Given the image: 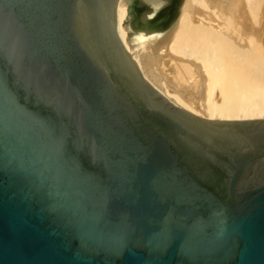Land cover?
<instances>
[{
    "label": "water",
    "instance_id": "95a60500",
    "mask_svg": "<svg viewBox=\"0 0 264 264\" xmlns=\"http://www.w3.org/2000/svg\"><path fill=\"white\" fill-rule=\"evenodd\" d=\"M117 2L0 0V264H264V119L167 100Z\"/></svg>",
    "mask_w": 264,
    "mask_h": 264
},
{
    "label": "bare ground",
    "instance_id": "6f19581e",
    "mask_svg": "<svg viewBox=\"0 0 264 264\" xmlns=\"http://www.w3.org/2000/svg\"><path fill=\"white\" fill-rule=\"evenodd\" d=\"M116 21L143 76L175 106L215 121L264 119V0H118Z\"/></svg>",
    "mask_w": 264,
    "mask_h": 264
},
{
    "label": "rangeland",
    "instance_id": "374dc122",
    "mask_svg": "<svg viewBox=\"0 0 264 264\" xmlns=\"http://www.w3.org/2000/svg\"><path fill=\"white\" fill-rule=\"evenodd\" d=\"M142 1V0H141ZM140 0H139V3L141 2ZM165 50V49H164ZM163 53H164V51H163ZM141 71V70H140ZM153 71H154V73L158 76V78L160 79V81L162 82V83H166V80L168 79V78H171V74L170 73H168L167 74V76H164V74L167 72V69H166V67H164V66H162V67H155L154 69H153Z\"/></svg>",
    "mask_w": 264,
    "mask_h": 264
}]
</instances>
